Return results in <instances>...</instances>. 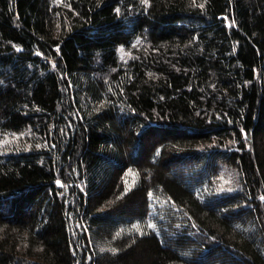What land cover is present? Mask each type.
Segmentation results:
<instances>
[{
  "label": "trees",
  "instance_id": "1",
  "mask_svg": "<svg viewBox=\"0 0 264 264\" xmlns=\"http://www.w3.org/2000/svg\"><path fill=\"white\" fill-rule=\"evenodd\" d=\"M262 197L264 0H0V264H264Z\"/></svg>",
  "mask_w": 264,
  "mask_h": 264
},
{
  "label": "rangeland",
  "instance_id": "2",
  "mask_svg": "<svg viewBox=\"0 0 264 264\" xmlns=\"http://www.w3.org/2000/svg\"><path fill=\"white\" fill-rule=\"evenodd\" d=\"M120 54L122 59L126 60L129 59L132 55L131 50H120ZM74 90L76 92H79V96L81 97V99L83 100L85 106L87 108H89L91 105L94 106V103H90L91 102V98L87 99L86 96V92L82 91L83 87L80 86H76L75 84H72ZM219 173L217 175V183H218L221 187H228V188H239L238 182H239V174L237 172V170L225 165V164H220L219 166ZM128 178L126 179L128 184H134L136 183V179H137V175L136 172L134 170H130V172L128 173ZM212 176V175H211ZM215 177V176H214ZM136 181V182H135ZM154 217H145V218H138L134 221H125V223L122 225V230L120 232H125V233H133V232H144L146 230L151 229L152 225L154 226V221H153ZM151 222V225H150ZM105 242V241H103ZM98 248L100 250H105V249H112L111 244L109 243H98Z\"/></svg>",
  "mask_w": 264,
  "mask_h": 264
},
{
  "label": "snow or ice",
  "instance_id": "3",
  "mask_svg": "<svg viewBox=\"0 0 264 264\" xmlns=\"http://www.w3.org/2000/svg\"><path fill=\"white\" fill-rule=\"evenodd\" d=\"M145 2H146V0H145ZM200 6L203 7V5H200ZM5 143H6V141H5ZM58 183H59V181H58ZM262 199H264V197H262ZM117 235H119V233ZM113 251H115V250H113Z\"/></svg>",
  "mask_w": 264,
  "mask_h": 264
}]
</instances>
